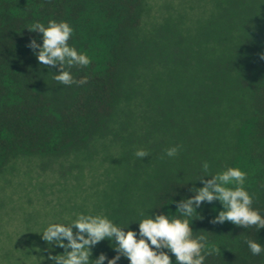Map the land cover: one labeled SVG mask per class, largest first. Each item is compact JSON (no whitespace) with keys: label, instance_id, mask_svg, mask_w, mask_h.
I'll return each instance as SVG.
<instances>
[{"label":"trees","instance_id":"16d2710c","mask_svg":"<svg viewBox=\"0 0 264 264\" xmlns=\"http://www.w3.org/2000/svg\"><path fill=\"white\" fill-rule=\"evenodd\" d=\"M196 3L197 13L170 14L148 32L142 31L148 0H0V175L12 174L21 157L40 159L43 169L48 161L71 156L67 164L78 166L110 122L132 111L127 107L140 90L144 130L166 132L165 139L159 148H147L142 160L130 142L142 133L114 130L119 149L109 156L121 164L104 172L103 188L86 194L96 197L88 214L137 230L135 223L157 208L173 215V202L190 194L208 162L212 174L227 167L245 171L253 207L264 215V0H209L207 17L204 1ZM49 19L67 21L74 29L69 44L91 57L89 66L69 69L75 81L86 77L85 84L55 81V69L38 65L27 47L32 38L40 41L27 28ZM172 25L210 26L187 44L175 40ZM180 45L194 57L184 51L177 57ZM176 71L184 78L177 79ZM176 145L180 151L168 157L166 150ZM60 167L62 176L67 165ZM213 204L220 209L219 202ZM198 211L203 219L194 217V235H207L221 249L205 264H264V253L253 255L246 243L264 244V229L213 224V205ZM92 251L93 259L101 252L116 254L106 240ZM119 264L129 262L121 258Z\"/></svg>","mask_w":264,"mask_h":264},{"label":"clouds","instance_id":"9594fccd","mask_svg":"<svg viewBox=\"0 0 264 264\" xmlns=\"http://www.w3.org/2000/svg\"><path fill=\"white\" fill-rule=\"evenodd\" d=\"M27 29L40 34V41L32 38L27 47L38 65L55 69L52 71L55 81L66 86L87 82L86 77L75 81L69 71L74 65L87 67L92 61L86 52L69 44L74 29L67 21H35ZM180 147L168 148L166 155L175 157ZM135 155L143 160L148 153L138 149ZM201 170L204 175L192 183L188 189L190 194L173 202L176 206L173 215L157 208L158 211L143 215L135 223L138 230L121 227L105 215L84 213L77 214L68 225L49 223L42 233L43 241L51 246L47 259L52 264H119L121 258L127 259L129 264H173L174 256V264H205L208 256L221 249L210 244L207 235H194L192 223L197 215L203 219L198 211L202 204L213 205V210L217 211L211 220L213 224L230 222L244 229H264V215L253 207V196L245 187V171L239 167H227L212 174L208 162L203 163ZM197 181L202 186H195ZM214 201L219 202V210ZM105 240L116 254L109 258L101 252L93 259V248ZM246 243L253 255L264 253V244L257 240L248 239ZM55 248L63 249V252L53 255Z\"/></svg>","mask_w":264,"mask_h":264},{"label":"rangeland","instance_id":"374dc122","mask_svg":"<svg viewBox=\"0 0 264 264\" xmlns=\"http://www.w3.org/2000/svg\"><path fill=\"white\" fill-rule=\"evenodd\" d=\"M203 1L204 17H207L210 14L207 8L210 4L209 0ZM148 3L150 10L143 18L145 25H142V31H153L154 27L159 26L154 24L170 14L178 15L183 10L191 14L198 12L196 0H148ZM172 26V30H175L178 36L175 40H190L188 44L194 43L195 40L192 39L195 38L196 31L203 27L206 29L210 25ZM182 29L189 33L182 35L184 34ZM180 47H177V57L180 56L181 51H184L182 54L185 57L190 58L191 54L194 57V52L189 50V47L183 45ZM141 74L144 75L143 72ZM176 74H178L177 79L184 78L179 71H176ZM137 80L144 84V78L139 76ZM135 94L138 96L134 99V105L127 107L132 111L126 112L125 118L116 117L110 122V130L96 137L91 144L92 149L94 147L95 150L86 157L78 159L76 162L78 166L67 164L72 161L71 156L69 161L61 162L66 156L53 159L50 163L48 161L43 169L38 167L41 163L40 159L32 158L30 161L21 157L14 161L15 168L11 171L12 174L0 175V214H2L0 215V264H50L47 257L51 246L43 241V230L49 223L68 225L77 214L89 213L87 208L90 207L91 202L93 204L96 197L85 198L86 194L97 187L103 188L104 172L116 166V161L109 156L116 154L119 149L120 135L115 134L114 130L122 128L127 135L142 133L138 139L130 140L137 150H146L152 146L159 148L166 132L156 130L158 133L155 134L154 130L152 132L149 129L144 130L143 105L138 101L141 100L142 93L139 90ZM131 130L134 133L130 132ZM62 163L67 167L63 171L65 174L60 176L58 169L62 170L60 167ZM116 164L120 166L121 163L116 162ZM78 173H81L80 177L76 178L74 175ZM28 175L32 176L30 181ZM58 250L62 251L60 248H55L52 254Z\"/></svg>","mask_w":264,"mask_h":264}]
</instances>
